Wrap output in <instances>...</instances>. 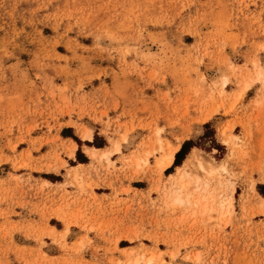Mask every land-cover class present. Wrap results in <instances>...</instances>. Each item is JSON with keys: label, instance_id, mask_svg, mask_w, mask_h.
<instances>
[{"label": "rangeland", "instance_id": "1", "mask_svg": "<svg viewBox=\"0 0 264 264\" xmlns=\"http://www.w3.org/2000/svg\"><path fill=\"white\" fill-rule=\"evenodd\" d=\"M251 87L264 0H0V264H264Z\"/></svg>", "mask_w": 264, "mask_h": 264}, {"label": "bare ground", "instance_id": "2", "mask_svg": "<svg viewBox=\"0 0 264 264\" xmlns=\"http://www.w3.org/2000/svg\"><path fill=\"white\" fill-rule=\"evenodd\" d=\"M92 132V131H91ZM83 135V134H82ZM86 137H88V138H92V135L88 132V131H86L85 132V134H84ZM174 146V145H173ZM179 147L180 146H177V147H171L170 148V150H169V152L167 153V154H165L164 156H163V158H162V160L160 161V163H159V165H160V167L163 169V168H165V167H168V166H170L171 164H173L172 162H173V160H174V158H175V154H176V152L178 151V150H180L179 149ZM195 153V155H194V158L195 159H197L196 161H197V164L204 170V171H207V162L206 161H203L202 159H200V157H199V155L197 154V152H196V150L194 151ZM178 168H181V166L180 167H178ZM209 169V168H208ZM208 172H209V170H208ZM263 200V199H262ZM147 264H151V262H148Z\"/></svg>", "mask_w": 264, "mask_h": 264}, {"label": "crops", "instance_id": "3", "mask_svg": "<svg viewBox=\"0 0 264 264\" xmlns=\"http://www.w3.org/2000/svg\"><path fill=\"white\" fill-rule=\"evenodd\" d=\"M257 92L254 90V87H251L246 92L244 105L248 106L249 111H253L254 114H261V109L255 106ZM264 112H262L261 117L263 118ZM238 128V127H237Z\"/></svg>", "mask_w": 264, "mask_h": 264}, {"label": "trees", "instance_id": "4", "mask_svg": "<svg viewBox=\"0 0 264 264\" xmlns=\"http://www.w3.org/2000/svg\"><path fill=\"white\" fill-rule=\"evenodd\" d=\"M205 126L207 127V128H209V124L207 123V124H205ZM76 140L78 139L76 136H73ZM191 145L192 144V141H186L183 145H182V147H181V149L177 152V154H176V157H175V161H174V164H173V166L172 167H170L168 170H167V172L169 173V172H172V170L174 169V167H176V166H178V165H180L181 163H182V161L184 160V158H185V156H186V154H187V146L188 145ZM192 146H194V144H192L191 145V147Z\"/></svg>", "mask_w": 264, "mask_h": 264}]
</instances>
